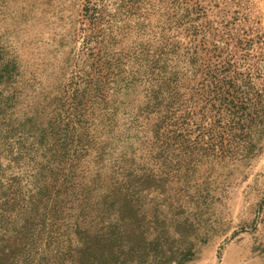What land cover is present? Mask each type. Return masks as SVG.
Here are the masks:
<instances>
[{"label": "rangeland", "instance_id": "rangeland-1", "mask_svg": "<svg viewBox=\"0 0 264 264\" xmlns=\"http://www.w3.org/2000/svg\"><path fill=\"white\" fill-rule=\"evenodd\" d=\"M0 4V264H264V0Z\"/></svg>", "mask_w": 264, "mask_h": 264}, {"label": "trees", "instance_id": "trees-1", "mask_svg": "<svg viewBox=\"0 0 264 264\" xmlns=\"http://www.w3.org/2000/svg\"><path fill=\"white\" fill-rule=\"evenodd\" d=\"M0 8L3 9L2 4H0ZM6 54L15 56V53H11L10 51H6ZM156 69L157 67L155 66L152 76H155ZM160 77L161 74L158 75V78ZM217 83L223 84L221 81H216L212 84L213 91L211 94H214V98L209 93L210 95H208V97H210L207 99V102L211 108L218 109L219 112L225 111L226 114H217V117L219 118L216 123V126L219 129V132L217 131L218 133H214V131L207 129L203 124H201V128L210 130L206 131V133H202L203 135L206 134L208 137L206 142L211 143L213 148L218 147L219 145L223 146L224 144V148L231 150V143H235L238 140L247 141V139L251 137L252 133L248 132L255 122H258V127H261L259 135L262 137L261 140H264V115L262 114L264 113V105L260 100V97L249 92V88L243 85V83L242 87L238 85L239 83L230 82L227 83V87L225 89L222 86L218 87ZM204 98L206 99L207 97ZM220 100L221 104H218L217 106L216 103ZM247 112L249 113L247 114ZM244 120L248 121L249 126H246ZM223 121H226V123L222 125ZM221 125L222 127H219ZM239 126L242 128V133L239 135H232L234 134L233 131ZM254 147L252 145L248 149V154H253V151L255 150ZM13 181L15 182L16 178L13 179ZM5 204L8 205L9 200H7Z\"/></svg>", "mask_w": 264, "mask_h": 264}]
</instances>
